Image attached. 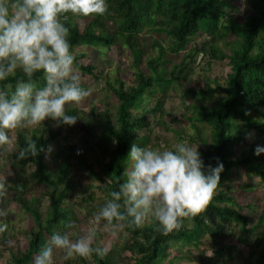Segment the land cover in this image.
Here are the masks:
<instances>
[{
  "label": "trees",
  "instance_id": "16d2710c",
  "mask_svg": "<svg viewBox=\"0 0 264 264\" xmlns=\"http://www.w3.org/2000/svg\"><path fill=\"white\" fill-rule=\"evenodd\" d=\"M251 13L249 15L232 17L220 23L225 15L223 0H108L109 9L102 15L94 14L83 28L77 18L69 14L64 21L70 27L69 40L71 51L76 59L77 70L84 75L94 76L97 66L93 63L84 64L86 57L83 50L76 52V48L87 47L98 50L110 49L116 44L130 52L133 61V79L125 81L120 75L115 84L108 83L111 95L117 100L114 112L108 104L101 110L91 107L88 114L80 115L78 109L70 103L66 105L68 114L78 116L74 125L63 127L71 130L74 126L80 132L83 144L73 145L65 141L54 153L52 167L49 168L46 156L49 152H41L38 157L17 158V153L28 136L38 140V144L48 148L56 139L57 133L44 126L35 127L29 135L19 132L16 136L17 150L12 154L14 167L21 173L31 170L33 187H42L39 194L26 190L25 183L14 182L13 186L5 188L8 200L22 213L28 214L33 222L32 230L28 232L29 240L23 251L13 253L12 249L5 264H34V256L43 243L51 236L54 230L65 231V225L75 222L68 199L72 190L70 178L75 171L76 162L85 172V177L100 184L93 187L89 183V195L84 202L94 200V188H98L105 202L110 198V192L118 189V185L126 179L125 170L131 167L128 158L133 143L144 146L149 143L151 131L147 114L162 112V103L168 89L183 87L189 81L195 66L198 64V55L207 54L210 61L227 60L230 73L224 87L217 81L213 89L207 87V94L222 92L211 105L192 106V126L196 132L199 151L205 165H216L217 158L223 162L224 170L220 174V183L209 203L196 215L182 218L181 226L164 234L158 231L153 221L142 226L123 224L126 238L118 247L114 243L112 248L103 257L93 253L89 257H78L77 264H115V259L129 254L128 264H161L173 247L188 245L196 247L201 239L208 237L220 239L237 225L240 230L238 243L245 244L249 236L258 234L264 225V194L262 206L257 222L249 227L247 216L243 215L241 207L228 190L222 185L232 172L243 170L246 177L257 175L264 181V160L262 153L255 154L254 147L242 149L239 154L236 148L247 144L244 133L256 132L264 135V121L255 119L251 114H258L264 118L261 108L264 107V0H248ZM97 25L95 28L94 25ZM149 31L161 32L171 40L168 51L176 56L184 52L192 40L199 34H206L209 41L201 44V49L193 53L183 54L178 63L169 61L164 53V47L155 40L151 44L157 48V54L151 55L142 61L143 44L138 36L142 28ZM232 37L231 42L224 44L229 51L225 54L216 43ZM189 62V63H188ZM165 78L160 80L159 76ZM23 76L17 70L16 76L10 77L7 82L15 83ZM42 73H37L40 79ZM6 82V83H7ZM161 94V99L155 101L150 109L140 114H133L132 109L144 103V99L151 93ZM199 93L188 86L183 97ZM197 124L210 128L209 141L203 140ZM143 133L142 135H140ZM97 135V136H96ZM99 141L95 140L96 137ZM190 143L194 140L187 135ZM98 158L91 162L89 152L100 146ZM87 148V150H86ZM4 191L0 192L3 193ZM43 202L46 208L43 209ZM102 207V206H101ZM107 225V221H104ZM121 223L114 221L110 227ZM73 226V225H72ZM255 232V233H254ZM18 230L10 226L0 233V242L8 243L14 239ZM261 239L256 238V246ZM226 250L231 253V247ZM125 253V254H124ZM124 254V255H123ZM213 258H203L200 264H212ZM226 261H230L228 258ZM257 262L264 264V255ZM68 264V263H66Z\"/></svg>",
  "mask_w": 264,
  "mask_h": 264
},
{
  "label": "clouds",
  "instance_id": "9594fccd",
  "mask_svg": "<svg viewBox=\"0 0 264 264\" xmlns=\"http://www.w3.org/2000/svg\"><path fill=\"white\" fill-rule=\"evenodd\" d=\"M108 9V0H0V147L13 150L12 130L39 127L49 118L58 124L76 123L79 117L68 114L66 105L80 103L90 89L82 84L71 51L70 27L64 21L69 14L102 15ZM17 70L23 76L14 85L7 82ZM37 73H42V84ZM51 150V145L45 149L28 136L17 158ZM261 153L264 145H257L255 154ZM128 158L126 179L96 212L97 222L117 221L122 227L153 221L167 234L181 226L182 218L196 215L209 203L224 170L219 158L216 165L206 166L199 146L187 142L163 148L133 143ZM4 189L0 181V192ZM7 215V209L0 207V217ZM73 223L69 221L65 231H53L34 256V264H55L57 250H62L64 260L107 254L106 246L95 243L94 227L73 239ZM7 228L0 221V233Z\"/></svg>",
  "mask_w": 264,
  "mask_h": 264
},
{
  "label": "rangeland",
  "instance_id": "374dc122",
  "mask_svg": "<svg viewBox=\"0 0 264 264\" xmlns=\"http://www.w3.org/2000/svg\"><path fill=\"white\" fill-rule=\"evenodd\" d=\"M227 6L224 7L225 15L220 18V23H225L226 19L232 17L242 18L243 16L249 15L252 11L250 9V3L248 0H223ZM93 15L76 17L81 27H85L89 22L88 19ZM95 28L99 31V27L95 24ZM139 41L143 44V58L144 61L149 56H155L157 52L156 47L151 48V44L155 40L164 47V53L166 58L173 64L178 63L181 55L193 53L197 49H201V44L209 41L206 34H199L196 36L192 42L189 44L188 48L184 52H180L178 56L172 54L168 51V45L171 40L161 32L149 31L147 27L141 29L139 36ZM232 37L227 36L226 39L216 43L221 51L225 54H229L225 43L231 42ZM83 50L86 53V57L82 60L84 64L93 63L97 66L94 76L81 74L82 84L90 89V94L85 97L80 103L73 104L80 115L88 114L91 107L95 106L99 109H103L105 104L110 106L112 112H114V106L116 105V98L111 95L108 88V83L114 85L115 80L118 77H122L126 82L133 79V61L125 48H122L118 44L110 49H94L80 47L76 48V52ZM198 64L195 66L192 75L189 77V81L185 82L183 87L169 88L166 97L163 98L162 112L157 111L155 113H148V121L150 123L151 136L149 143L145 144L151 147H172L177 142H187L191 145L199 146L198 141L195 138V130L192 126L191 118L193 117L191 107L198 105H211L215 100H217L222 92H215V94H207V87L213 89L215 87L214 81H217L218 85L224 87L226 84V79L230 73V67L227 64V60L223 59L220 61H210L208 60L207 54L198 55ZM189 63V62H188ZM164 75H160L159 79H164ZM188 86H191L195 91L199 93L183 97L186 93ZM161 99V94L151 93L145 97L144 103L139 107L132 109L133 114H140L146 109H150L156 100ZM264 114V107L261 108ZM255 119L264 121V118L260 117L258 114H251ZM44 126L49 128L51 131L57 133L56 139L53 142L52 150L46 156L49 168L52 167L54 158V153L59 149V147L65 142L69 141L73 145L81 146L83 140H81L80 132L74 126L71 130L63 127L62 124H58L55 120L46 119L43 121ZM197 128L200 130L201 137L203 140L209 141V131L210 128L206 125L197 124ZM34 128H19L12 130L10 135L14 137V149L8 150L7 148L0 147V181L7 186H13L14 182L18 180L19 183H25L26 190L35 192L39 194L42 191V187H33L31 181V170L27 169L24 173L14 167L12 160V154L16 152V136L19 132H23L29 135L30 131ZM141 133L140 135H142ZM187 135L190 136L194 141L190 143ZM247 144L242 148H236L237 154L240 153L242 149L249 150L251 147L256 148L257 145H264V135L256 132L244 133ZM97 136V135H96ZM95 136V137H96ZM99 141V138H95ZM101 145L94 148L93 151L89 152L91 156L88 155V159L94 162L98 158V151L104 145V142L100 141ZM87 150V148H86ZM262 159L264 160V153H262ZM76 165L75 171L71 175L70 182L72 190L68 203L70 204L73 212V217L75 222L72 224L73 239L77 235L84 234L89 227H94L97 233L95 243L101 247H107L108 251L112 248L114 243L120 247L125 238L126 231L120 226V223L116 224L115 227L107 226L102 220L97 222L95 220V214L104 204L103 197L98 188H94V200L89 204L84 202L83 199L89 195L88 186L89 183L93 187L100 186L99 183L92 180H88L85 177V172L83 169ZM223 190H228L229 193L235 198L237 204L241 207V213L247 216L249 220V227H252L256 222L261 211L262 197L264 194V181H261L257 175H251L246 177L244 171L238 170L232 172L230 178L223 183ZM0 193V207L7 209L8 215L5 217H0V221L7 223V232L10 233V226H14L18 233L15 235L14 239L8 240V243L3 244L0 242V264H5L9 253L6 249H12L13 253H18L23 251L26 247V243L29 240L28 232L32 230L33 222L28 214L19 211L13 203L8 200L7 190H3ZM46 208V203L43 202V209ZM115 233V234H113ZM255 233V232H254ZM240 236V230L237 225H233V228L228 231L223 237L217 240L212 238H202L201 243L197 244L196 247H190L188 245H182L181 247H173L169 250V256L162 261L161 264H200L201 256L204 259L213 258L212 264H259L257 260L264 255V225L254 235L249 236L245 244L238 243L237 239ZM256 238H260V243L256 246ZM231 247V253H229L226 248ZM125 254V253H124ZM123 254V255H124ZM127 256L117 257L115 259V264H128L129 254ZM230 258V261H226ZM77 257H73L68 260L63 259L62 250H57L55 253V264H77ZM88 264H93L88 262Z\"/></svg>",
  "mask_w": 264,
  "mask_h": 264
}]
</instances>
